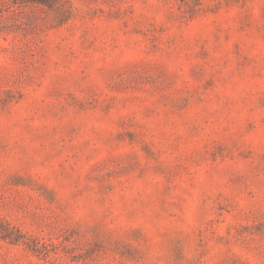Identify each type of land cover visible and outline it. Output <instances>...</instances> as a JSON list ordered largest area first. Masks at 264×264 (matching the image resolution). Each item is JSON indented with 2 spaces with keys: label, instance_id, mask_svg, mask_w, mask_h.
<instances>
[{
  "label": "rangeland",
  "instance_id": "374dc122",
  "mask_svg": "<svg viewBox=\"0 0 264 264\" xmlns=\"http://www.w3.org/2000/svg\"><path fill=\"white\" fill-rule=\"evenodd\" d=\"M0 0V264H264V0Z\"/></svg>",
  "mask_w": 264,
  "mask_h": 264
},
{
  "label": "trees",
  "instance_id": "16d2710c",
  "mask_svg": "<svg viewBox=\"0 0 264 264\" xmlns=\"http://www.w3.org/2000/svg\"><path fill=\"white\" fill-rule=\"evenodd\" d=\"M37 3L44 4V2H43V1H41V0H39Z\"/></svg>",
  "mask_w": 264,
  "mask_h": 264
}]
</instances>
